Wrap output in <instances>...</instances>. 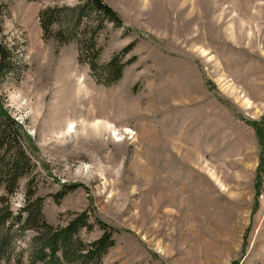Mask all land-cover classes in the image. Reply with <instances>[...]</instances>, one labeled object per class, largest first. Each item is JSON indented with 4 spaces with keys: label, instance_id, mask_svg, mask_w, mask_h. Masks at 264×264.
Returning <instances> with one entry per match:
<instances>
[{
    "label": "rangeland",
    "instance_id": "rangeland-1",
    "mask_svg": "<svg viewBox=\"0 0 264 264\" xmlns=\"http://www.w3.org/2000/svg\"><path fill=\"white\" fill-rule=\"evenodd\" d=\"M103 1L121 24L97 32V63L132 44L109 84L79 60L81 29L40 26L79 0H0V106L30 161L0 196L13 215L41 199L54 227L85 211V242L108 224L100 264H264V0ZM87 98L100 128L81 124ZM31 235L15 224L0 263L25 264Z\"/></svg>",
    "mask_w": 264,
    "mask_h": 264
},
{
    "label": "trees",
    "instance_id": "trees-1",
    "mask_svg": "<svg viewBox=\"0 0 264 264\" xmlns=\"http://www.w3.org/2000/svg\"><path fill=\"white\" fill-rule=\"evenodd\" d=\"M39 22L44 34H50L60 41L72 39L76 30L81 29V37L75 38L79 46V60L87 61L94 76L104 79L105 84L120 78L125 65L123 56L132 44L114 54L101 67L96 61L99 53L96 47L97 32L106 22L121 24L118 14L103 0H79L74 6L47 7L40 11ZM84 33H88V37ZM7 59L8 52L0 45V76L8 71L4 65ZM13 124L16 123L0 106V184L3 182L5 191L10 195L16 188L17 180L30 167L24 147H9L12 136L10 126L14 127ZM0 202L5 204V207H0V261L6 249L13 247V241L8 238L15 224L22 235L25 232L32 234L25 250L20 252L25 257V264H100L102 257L114 245V229L99 219H96V223L102 233L97 238L87 242L79 238L78 232L81 229L92 227L85 211L69 219L66 225L54 227L42 215L41 199L31 201L27 195L24 205L15 215L9 209L8 196H0Z\"/></svg>",
    "mask_w": 264,
    "mask_h": 264
},
{
    "label": "bare ground",
    "instance_id": "bare-ground-1",
    "mask_svg": "<svg viewBox=\"0 0 264 264\" xmlns=\"http://www.w3.org/2000/svg\"><path fill=\"white\" fill-rule=\"evenodd\" d=\"M85 101H87V102L84 104V107L82 108V110L80 111V114L78 116L80 118V120H81V124H82L83 128H85L86 126H90L92 128H96V127H99L100 128L101 125H98V122H97L98 114L96 112V109L94 110L93 107L90 106V104H89V102H92V101H90V98H87ZM92 104H93V102H92ZM78 117H77V120H78ZM75 120H76V118H75ZM73 122L74 121H70L69 122L70 127H72V128H73V124H74Z\"/></svg>",
    "mask_w": 264,
    "mask_h": 264
}]
</instances>
